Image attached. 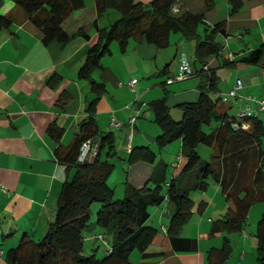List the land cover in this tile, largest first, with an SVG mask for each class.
Instances as JSON below:
<instances>
[{
	"label": "trees",
	"instance_id": "16d2710c",
	"mask_svg": "<svg viewBox=\"0 0 264 264\" xmlns=\"http://www.w3.org/2000/svg\"><path fill=\"white\" fill-rule=\"evenodd\" d=\"M95 2L99 18L110 10L121 13L109 26L101 27L96 20L99 39L89 48L79 72L80 78L89 80L96 96L89 101L86 108L88 115L81 120L79 131L71 143L64 145L60 142L63 127L57 124L49 127L50 136L59 142L58 159L66 164L67 169H74V173L62 186L55 216L44 236L36 241L29 233H23L18 245H12L7 250L6 260L9 264H136L132 260L135 250L140 252L142 259L163 255L151 253L149 248L166 237L174 251H197L198 240L184 237L181 233L194 213L195 201L190 197L192 192L207 189L212 179L234 207L213 221L210 235L222 233L225 239L221 248L208 251L206 264H226L233 250L229 235L245 231L251 208L264 201L262 113L246 118L250 124L248 129L242 125L237 127L236 124L242 121L238 118L239 114L231 115V107L227 105L231 98L225 100L227 94L218 98L213 96L219 92L220 76L218 68L208 67V59L222 55L224 45L219 37L228 36L227 20L215 24L206 20V12L216 6V0H205V9L201 12L183 8L175 12L178 0ZM244 2L228 0L230 16L240 13ZM16 5L25 13L24 20L41 32L44 44L53 41L66 44L77 36L91 39L84 27L75 33L68 32L64 27L65 20L74 11L86 6V0H16ZM15 16L14 13L0 15V29L9 28L16 21ZM178 32L187 40L196 42V58L203 66L196 71L192 63L191 67L192 76L199 74L201 77L199 98L179 105L183 110L180 120L171 114L168 104L171 91L168 88H164L167 89L165 95L149 102L154 121L161 128L156 138L158 151L151 145H132L128 161L131 164L145 161L155 167L143 186L127 181L125 196L117 199L114 187L108 182L116 167L112 157L117 155V138L113 131H103L98 124L97 105L107 92V86L94 78L93 73L102 67L103 57L112 54L114 42L119 43L122 52L128 50L131 41L143 39L163 49L170 45L171 35ZM237 55L233 60L226 58L221 67H234L240 63L259 64L264 57V42L248 53ZM169 67L170 64L162 73H167ZM180 139L182 148L176 161L156 163L158 154ZM88 140L98 142V152L93 159L81 162L83 146ZM201 144L217 150L211 160H202L198 151ZM166 199L171 200L176 208L167 234L147 223L151 208L161 205ZM95 203H101L96 215L97 225L102 233L106 235L108 232L112 236L109 239L112 250L102 255H99L98 248L91 253L85 252L86 229L91 224ZM256 237L257 258L260 264H264V213L258 222Z\"/></svg>",
	"mask_w": 264,
	"mask_h": 264
},
{
	"label": "crops",
	"instance_id": "0c3cea01",
	"mask_svg": "<svg viewBox=\"0 0 264 264\" xmlns=\"http://www.w3.org/2000/svg\"><path fill=\"white\" fill-rule=\"evenodd\" d=\"M190 1L189 3L186 0H178L174 11L178 12L183 8L201 12L205 9V0ZM218 1L221 3L224 0ZM226 1L227 13L220 14L223 9L206 12V20L210 24L222 20H227L228 23V36L219 37L224 45L222 55L210 57L208 67L218 68L220 76L218 93L221 96L235 88L238 79L242 80V86L237 89L238 96L231 98L227 103L231 109L234 108L233 116H237L246 105L258 107L252 98L255 100L264 98V57L255 65L245 63L234 67H221V65L226 58L233 60L238 56L237 54L248 53L257 48L253 31L257 30L261 42H264V0H245L241 12L234 16H229V3L228 0ZM11 13L16 15V21L9 28L0 29V238H9L5 240L8 241L9 246L15 245L18 240L14 238H21L23 233H29L33 238H41L55 216L62 186L68 177H72L74 169H67L66 164L58 159L59 142L50 136L49 127L57 124L64 128L60 141L64 145L71 143L79 131L81 120L88 115L86 108L89 101L96 96L90 88L89 80L79 76L89 48L99 39L95 22L98 20V24L105 27L119 17L110 11L105 13L110 15L108 20L102 23L103 16L98 17L95 0H86V6L74 11L65 20L64 27L70 33H75L79 28L84 27L90 33L91 39L77 36L66 44L58 41L44 44L41 32L24 20L25 13L17 7L16 0H0V15ZM173 34L170 45L163 49L146 39L131 41L126 52H121L115 47L117 51L112 52V57H123L125 67L129 66V59L133 60L135 67L126 77L120 75L118 70L114 72L108 68L101 75L100 81L106 84L107 92L101 96L97 105V121L101 130L115 133L117 155L114 157L118 156V160H121L120 165L127 168L129 174L123 182L124 187L121 188L124 189V193L122 191L118 198L125 196L127 181L141 187L154 170L155 165L145 161L129 163L128 153L132 148L128 147V123L132 115L139 116L133 146H157L156 138L161 133V128L154 121V112L149 102L155 99L153 96L159 91L155 94L152 91L155 90L156 85L163 86L169 77L175 76L178 72L179 54L184 52L188 55L186 43L189 40L182 33L180 36ZM240 35L242 37H239ZM194 48L196 55V43ZM160 55L162 62H157ZM191 63L195 71L203 66L197 58ZM169 64L168 72L162 73ZM135 74L145 76L146 79L139 81ZM160 76L164 78L159 79ZM132 79L138 80L135 86L129 83ZM184 80L186 82L177 80L163 86L172 92L168 99L171 113L173 109H179L181 103L197 101L199 98L200 75L195 74ZM260 116L264 120V113ZM113 118L122 122L124 126L121 128L112 126ZM175 118L180 120L181 114L177 112ZM173 143L175 144L167 146L169 150L178 146L182 148L181 139ZM216 153L217 150L214 149L213 154ZM93 157L90 156L88 160ZM173 159H170L171 163L175 162ZM232 172L233 170L228 173ZM112 187L116 194L117 185ZM204 193L209 196L206 200L203 198L200 199L201 202L199 201L201 205L199 211L202 212L200 221L204 218L203 222L193 224L194 230L188 226L196 212V200L192 197L195 201L194 213L181 233L184 237L196 238L198 250L174 251L166 237L149 248L151 253H163V255L147 259H142L140 256L138 260H134L136 264L207 263L208 251L211 248H221L225 239L222 233L210 235L213 221L223 217L230 207H234V204L227 200L221 187L212 179ZM175 210V204L168 199L161 205L153 206L149 220L152 219L154 222L150 225L167 234ZM215 212L218 213L217 217L209 215L207 222H204L206 214ZM100 233L102 232L94 218L86 229V242L93 248L98 247L97 236ZM240 233L248 235L246 230ZM192 234H197V237ZM230 242L233 255L236 250L243 249L240 256L243 262L240 261L238 264L247 262L248 250L257 246V238H230ZM3 250L0 264H9L6 260L7 251Z\"/></svg>",
	"mask_w": 264,
	"mask_h": 264
},
{
	"label": "rangeland",
	"instance_id": "374dc122",
	"mask_svg": "<svg viewBox=\"0 0 264 264\" xmlns=\"http://www.w3.org/2000/svg\"><path fill=\"white\" fill-rule=\"evenodd\" d=\"M186 1H188L189 3L191 2L190 0H186ZM143 2L147 3L148 1L144 0ZM213 9H216V10L223 9L222 12H220V14L227 13V11H228V9H227V1L224 0L221 3L218 1L217 4H216V6ZM110 11L113 14H117L119 17L121 16V13L118 12V11H116V10H110ZM110 11H108V12H110ZM109 16H110L109 14H104L103 17H102V19H101V22L102 23H105L106 20H108V17ZM229 16H230V14H229ZM202 28H203V26H201V29ZM92 30H94V28H92ZM175 34H179V36H180V33H174L173 36H175ZM253 39H254L255 42L257 41L256 42L257 47L260 46V44L262 42H261V39H260V34H259V32L257 30H256V32L253 31ZM195 43L196 42L194 40H189L186 43L187 52H188V55H189V56L188 55L187 56H188V59L191 60V62L196 58V55L194 53V50H195L194 44ZM111 47H112V51H114V52L117 51V50H115V47L118 48L119 51H121L118 42H114ZM164 50H166V49H164ZM114 58H117V60L114 59ZM127 59H129V57H127ZM172 60L174 62L175 61V57L172 58ZM123 62H124L123 57H112L111 54L105 55L103 57V59H102V67L101 68H98V69H95V71L93 73V77L96 78V79H98V80H100L101 75H103L104 71L107 68L110 69V70H113L114 72L118 70L120 75H123V77H126L127 74H128V72H130V71H132L134 69L135 65H134L133 60H130V59H129V66L128 67H125L124 64H123ZM157 62H162V56L161 55L159 56V59H158ZM154 63H155V61L153 62V65H154ZM164 64H162V66ZM135 75H136L135 77H137V79L139 81H142V80H145L146 79L145 76L142 77V76H139L138 74H135ZM158 78L159 79H163L164 77L163 76H160ZM120 79H122L123 81H127L124 78H120ZM179 82H186V80L179 81ZM166 90L167 89H164L162 85L161 86L160 85H156V88H155V90L152 91V93L155 94L157 91H159V92H158V94H156V96H153V97H155V99L158 98V97H162L163 95H165ZM171 95H172V92H171ZM213 96L215 98L216 97L218 98L220 96V94L219 93H214ZM177 112H179L181 114V117H183V110L180 109V108L179 109H177V108L176 109H173V111H172L171 114L174 115V117H175V115L177 114ZM231 114L232 115H235L234 114V108L231 109ZM175 119H177V118H175ZM171 144L174 145L175 143H171ZM151 147L153 149H155L156 151H158L156 145H152ZM180 151H181V147H179V146L176 149H171V150H169L166 147L165 149H163L158 154L156 163H158L160 161H167V162L171 163L170 162V159L171 158H174L173 160L176 161L178 155L180 154ZM198 151H199V153H200V155L202 157V160H211L212 159V154L214 153V150H213L212 147L207 146L205 144H201L198 147ZM112 160L115 161L116 167H115V169H114L111 177L109 178V183H110L111 186L117 185V190H116L117 193L115 194V197L118 199L119 194H121L122 191H123L122 193H124V189H121V188L124 187V183L123 182L126 180V178L128 177L129 174L127 173V168H124L123 166L120 165V161L121 160H118V156L116 158L114 157ZM204 192H205V190H198V191L196 190V191H193L192 192V195L190 196V197H194L195 200H196V210H195L196 212L194 214V218H193V221H192L193 223L191 222L188 225L189 228H191V229L194 228L193 227V224H198V223L200 224V223L203 222V219L204 218H202L201 221H200V218L202 217V212L199 211V209L201 207L199 201H200V199H203V198L206 200L207 199L206 197L209 196V195L205 194ZM254 205H253L254 207H252L253 208V211H252V208H251L252 213L250 211L249 217L246 220V229L245 230L247 231L248 235L245 236L243 233L235 232V233H231L229 235V236H231L230 238H244V237L245 238H257L256 237V232H257V228H258V222H259L260 218L262 217V215L264 213V201L263 202H259V203L254 204ZM100 207H101V203H95L93 205V207H92V219L96 218L97 212H98V210H99ZM259 208H261V209H259ZM209 215H212L215 218V217L218 216V213L215 212L213 214H208V215L206 214V217H205V221L204 222H207ZM153 222H154V220L152 221V219H150L148 221V224H153ZM208 226L206 225V227H208ZM99 230L101 232H103L100 227H99ZM202 234H203V232H202ZM192 235H195L194 237H197L196 236L197 234H192ZM111 237H112L111 234H108V232H106V238L107 239H111ZM41 238H34V239L36 241H39ZM8 239L9 238H5V239L4 238H0V247L3 248V249H5L6 251L10 247H12V246H9V244H7L8 241H5V240H8ZM19 239L20 238H14V240H16V241L17 240L19 241ZM18 241L16 242V244L14 246L18 245ZM102 242L97 238V243H99V246L97 245L98 247H96V248H98L99 255H102L104 252H106L107 251V248H108L104 244V242L103 243ZM96 248H93L88 242L85 243V252H87V253L93 252V250L96 249ZM241 252H243V249H241L239 251L236 250L234 255L232 253V256L228 260V263L227 264H238V262H240V261L243 262L242 259L240 258ZM140 256H141L140 255V252L137 251V250H135L133 252V254H132V260L133 261L134 260H138ZM247 256H248V260H247V262H244L243 264H260L259 261H258V258H257V246L254 247V249L252 248V250L249 249L248 252H247Z\"/></svg>",
	"mask_w": 264,
	"mask_h": 264
},
{
	"label": "built area",
	"instance_id": "2783aa9c",
	"mask_svg": "<svg viewBox=\"0 0 264 264\" xmlns=\"http://www.w3.org/2000/svg\"><path fill=\"white\" fill-rule=\"evenodd\" d=\"M176 12V11H175ZM179 59V67H178V72L176 73L175 77L170 78L169 79V83H172L174 81L177 80H184L187 79L189 77L192 76L193 74V69L191 67V62L187 57V54L184 52H181L178 56ZM138 80L137 79H132L129 83L132 86H135L137 84ZM242 86V80L238 79L236 87L233 88L225 97V100H229L230 98H235L238 96V91L237 89L240 88ZM252 101H255L258 104V107H252L251 105H246L241 112L238 115V118L242 121V123H237V127L239 125H242L243 128L248 129L250 124L248 123V121H246V118L248 117H252V116H259L261 113L264 112V98H258V99H254L252 98ZM137 121H138V115L134 114L131 116L129 123H128V127H129V134H128V147L131 149L132 147V142H133V138H134V134H135V127L137 125ZM111 125L117 128H121L124 126V124L120 121H117L115 118L112 119L111 121ZM98 147L99 144L97 141H93V140H88L84 146H83V151L82 154L80 156V161L84 162L86 160L89 159L90 156H94L97 152H98ZM97 238L99 240H101V242L103 241L104 244L108 247L107 248V252H110L111 246L110 243L108 241V239L106 238V235L104 233H100ZM102 242V243H103ZM4 250L2 248H0V256L3 255Z\"/></svg>",
	"mask_w": 264,
	"mask_h": 264
}]
</instances>
